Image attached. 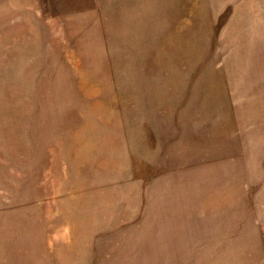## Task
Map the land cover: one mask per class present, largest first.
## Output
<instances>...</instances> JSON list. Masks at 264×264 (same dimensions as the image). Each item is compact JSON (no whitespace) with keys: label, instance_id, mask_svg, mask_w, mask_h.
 Masks as SVG:
<instances>
[{"label":"rangeland","instance_id":"1","mask_svg":"<svg viewBox=\"0 0 264 264\" xmlns=\"http://www.w3.org/2000/svg\"><path fill=\"white\" fill-rule=\"evenodd\" d=\"M0 264H264V0H0Z\"/></svg>","mask_w":264,"mask_h":264}]
</instances>
